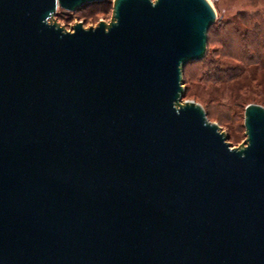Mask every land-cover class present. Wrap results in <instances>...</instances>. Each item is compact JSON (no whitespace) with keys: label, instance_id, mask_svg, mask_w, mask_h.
I'll use <instances>...</instances> for the list:
<instances>
[{"label":"water","instance_id":"obj_1","mask_svg":"<svg viewBox=\"0 0 264 264\" xmlns=\"http://www.w3.org/2000/svg\"><path fill=\"white\" fill-rule=\"evenodd\" d=\"M0 0V264H264V107L231 147L182 73L207 0Z\"/></svg>","mask_w":264,"mask_h":264},{"label":"rangeland","instance_id":"obj_2","mask_svg":"<svg viewBox=\"0 0 264 264\" xmlns=\"http://www.w3.org/2000/svg\"><path fill=\"white\" fill-rule=\"evenodd\" d=\"M216 13V19H229L238 12H260L264 14V0H207ZM112 12V0L103 3H92L79 8L75 11H64L56 9L52 20L70 30L76 22H82L83 27L95 26L100 20L106 23L110 20ZM209 42L206 45L205 55H209L214 49L212 43V32H208ZM201 60V59H200ZM188 62L182 73L184 94L183 100H192L200 104L204 109L209 122L216 123L220 131L226 136V141L231 147H238L245 140L243 126V110L241 105L234 104L243 102L242 94H239L235 87L240 82L233 83H211L205 84L193 79V68L199 65V61ZM256 100H246L248 103L259 104ZM258 102V103H257Z\"/></svg>","mask_w":264,"mask_h":264},{"label":"trees","instance_id":"obj_3","mask_svg":"<svg viewBox=\"0 0 264 264\" xmlns=\"http://www.w3.org/2000/svg\"><path fill=\"white\" fill-rule=\"evenodd\" d=\"M210 31L214 49L193 68V79L205 84L240 82L234 89L242 94L243 102L234 104L245 107V101L253 99L264 107V14L238 12L215 20Z\"/></svg>","mask_w":264,"mask_h":264}]
</instances>
